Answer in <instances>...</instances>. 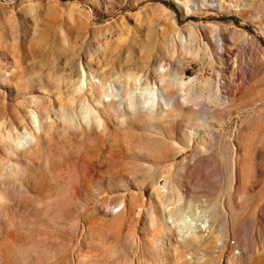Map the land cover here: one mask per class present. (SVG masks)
I'll use <instances>...</instances> for the list:
<instances>
[{
  "label": "rangeland",
  "instance_id": "obj_1",
  "mask_svg": "<svg viewBox=\"0 0 264 264\" xmlns=\"http://www.w3.org/2000/svg\"><path fill=\"white\" fill-rule=\"evenodd\" d=\"M0 264H264V0H0Z\"/></svg>",
  "mask_w": 264,
  "mask_h": 264
}]
</instances>
